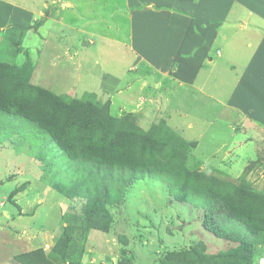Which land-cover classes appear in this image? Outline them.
Masks as SVG:
<instances>
[{
    "label": "rangeland",
    "instance_id": "obj_1",
    "mask_svg": "<svg viewBox=\"0 0 264 264\" xmlns=\"http://www.w3.org/2000/svg\"><path fill=\"white\" fill-rule=\"evenodd\" d=\"M69 1L0 0V16L6 21L16 3L27 9L16 12L1 27L0 63L19 67L31 63V84L67 101L93 94L110 105L113 117L125 120L129 116L142 128L153 115L157 121L144 130L161 141L180 145L189 171L236 185L248 183L264 193V135L258 143L248 139L254 117L241 110H198L193 102L184 106L159 103L152 111L148 105L135 106L142 112V121L132 111L120 110L118 100L112 111L113 99L102 94L100 75L101 57L104 62L102 54L109 44L102 46L103 39L90 28L101 32L106 27L107 33L116 35L109 30L119 18L111 1L123 0H88L77 15L68 10ZM123 25L125 40L128 19ZM105 58L116 74L123 73L112 57ZM235 74L222 77L221 99L233 90ZM206 84V92L213 93ZM98 107L103 109L101 104ZM16 118L0 121V264H18L16 255L49 250L68 226L83 248L81 264H170L193 251L217 256L236 249L241 239L249 241L252 264H264V241L250 239L245 227L217 213L202 191L162 176L98 187L86 176L87 170L81 169L80 160H70L47 133ZM74 173L84 177L76 178ZM92 208L100 210V222L109 220L107 232L91 229L85 233Z\"/></svg>",
    "mask_w": 264,
    "mask_h": 264
},
{
    "label": "crops",
    "instance_id": "obj_2",
    "mask_svg": "<svg viewBox=\"0 0 264 264\" xmlns=\"http://www.w3.org/2000/svg\"><path fill=\"white\" fill-rule=\"evenodd\" d=\"M87 1L70 0L68 10L73 15L82 13ZM111 4L119 14L114 27L109 28L116 35L107 33L106 27L101 32L90 29L103 39L102 46L109 44L102 54L104 62L101 57L100 75L102 94L112 96V111L117 100L120 110L132 111L138 121H142V112L135 106L148 105L152 111L159 103L184 106L193 102L203 111L241 110L255 119L248 139L259 142L264 135V0H123ZM13 6L7 21L13 20L16 12L27 10L19 3ZM126 19L130 29L124 40ZM7 21L0 16V29ZM106 56L123 68L122 74L108 66ZM234 73L237 82L221 99V79ZM206 83L213 93L206 92Z\"/></svg>",
    "mask_w": 264,
    "mask_h": 264
},
{
    "label": "trees",
    "instance_id": "obj_3",
    "mask_svg": "<svg viewBox=\"0 0 264 264\" xmlns=\"http://www.w3.org/2000/svg\"><path fill=\"white\" fill-rule=\"evenodd\" d=\"M31 74V63L21 67L0 63V121L19 117L33 123L54 140L66 157L80 160L81 169L87 170L86 176L98 187L162 176L188 189H198L212 200L217 213L245 227L250 239L264 241V193L248 183L236 185L189 171L179 153L180 145L161 141L144 130L153 125L146 123L142 128L129 116L125 120L113 117L110 105L102 104L93 94L84 99L64 100L31 84ZM150 118L148 123L156 122ZM73 176L82 178L79 173ZM100 214L95 208L89 211L85 233L91 229L109 230V220L104 218L100 222ZM248 243L241 239L236 249L217 256L197 251L183 253L170 264H252ZM82 256L83 248L68 226L49 250L35 249L16 255L14 260L18 264H81Z\"/></svg>",
    "mask_w": 264,
    "mask_h": 264
}]
</instances>
